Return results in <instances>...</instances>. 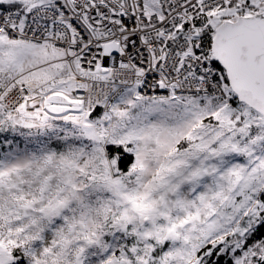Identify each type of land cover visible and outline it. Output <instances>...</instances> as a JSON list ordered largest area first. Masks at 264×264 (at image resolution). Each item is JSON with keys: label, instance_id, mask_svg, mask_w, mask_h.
Segmentation results:
<instances>
[{"label": "snow or ice", "instance_id": "6c2138e0", "mask_svg": "<svg viewBox=\"0 0 264 264\" xmlns=\"http://www.w3.org/2000/svg\"><path fill=\"white\" fill-rule=\"evenodd\" d=\"M0 264H264V0H0Z\"/></svg>", "mask_w": 264, "mask_h": 264}]
</instances>
